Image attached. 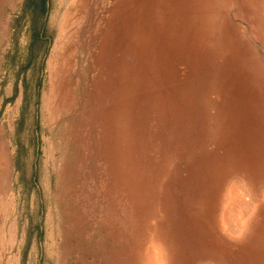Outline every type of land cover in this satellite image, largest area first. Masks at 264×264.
<instances>
[{
  "label": "rangeland",
  "instance_id": "obj_1",
  "mask_svg": "<svg viewBox=\"0 0 264 264\" xmlns=\"http://www.w3.org/2000/svg\"><path fill=\"white\" fill-rule=\"evenodd\" d=\"M0 264H264V0H0Z\"/></svg>",
  "mask_w": 264,
  "mask_h": 264
},
{
  "label": "bare ground",
  "instance_id": "obj_2",
  "mask_svg": "<svg viewBox=\"0 0 264 264\" xmlns=\"http://www.w3.org/2000/svg\"><path fill=\"white\" fill-rule=\"evenodd\" d=\"M3 167V166H2Z\"/></svg>",
  "mask_w": 264,
  "mask_h": 264
}]
</instances>
